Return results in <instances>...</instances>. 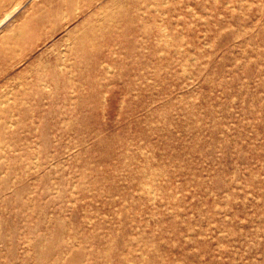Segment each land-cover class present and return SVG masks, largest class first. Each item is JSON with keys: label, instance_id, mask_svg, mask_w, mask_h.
Instances as JSON below:
<instances>
[{"label": "rangeland", "instance_id": "obj_1", "mask_svg": "<svg viewBox=\"0 0 264 264\" xmlns=\"http://www.w3.org/2000/svg\"><path fill=\"white\" fill-rule=\"evenodd\" d=\"M2 21L0 264H264V0Z\"/></svg>", "mask_w": 264, "mask_h": 264}, {"label": "bare ground", "instance_id": "obj_2", "mask_svg": "<svg viewBox=\"0 0 264 264\" xmlns=\"http://www.w3.org/2000/svg\"><path fill=\"white\" fill-rule=\"evenodd\" d=\"M149 5H150V4H149ZM156 7H157V6H156ZM157 9H158V8H157ZM157 9H156V10H157ZM3 24H5L4 21H2V22L0 23V25H3ZM1 27H2V26H1ZM163 30H164V29H163ZM98 60H99V59H95V62H94V63H95L94 68H95V69H97V65L99 64V61H98ZM109 67H110V65H109ZM190 79H191V78H190ZM104 97H105V96H104ZM11 113H12V112H11ZM148 188H149V187H148ZM153 193H154V192H153ZM143 257H144V256H143Z\"/></svg>", "mask_w": 264, "mask_h": 264}]
</instances>
